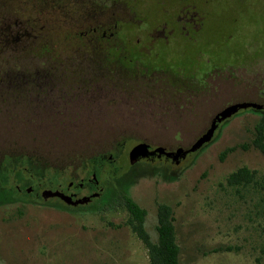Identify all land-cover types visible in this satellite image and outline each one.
I'll return each instance as SVG.
<instances>
[{"label":"rangeland","instance_id":"rangeland-1","mask_svg":"<svg viewBox=\"0 0 264 264\" xmlns=\"http://www.w3.org/2000/svg\"><path fill=\"white\" fill-rule=\"evenodd\" d=\"M211 10L222 22L234 14L225 3L212 4ZM215 21L205 19L197 49L201 60L225 66L226 53L242 55L247 43L253 44L255 53L258 46V59L252 51L248 54L244 78H240L242 68L234 74L238 82L233 92L228 94L230 87L217 79L211 83L215 92L208 94L209 89L190 108L174 115H111L101 108L107 107L106 100L80 92L83 88L74 93L71 113H61L53 106L52 96L35 94L32 82L13 81L35 75V53L20 47L0 48V264H150L145 245L126 224L122 195L146 211L144 229L152 241L157 238V205L172 207L180 264H264V187H233L225 182L230 172L245 166L263 184L264 156L252 140L264 110L244 109L223 123L214 121L211 140L200 146L195 143L213 116L229 104L253 101L264 105V35L245 37L248 29L239 20L241 33L230 24L231 45L225 46L218 41L220 31H211ZM185 58L193 56L189 53ZM17 63L22 66L15 67ZM198 65L213 74L224 70L207 62ZM258 70L262 74L257 78ZM109 123H124L127 128L110 129ZM132 123L150 126L132 129ZM134 139L170 150H190L179 166L141 161L124 171L123 178L104 176L100 196L92 202L95 207L77 212L15 202V194L8 191L13 179L2 177L7 164L21 169L17 161L4 164L6 158L27 155L54 165L77 166L79 159L71 158L109 151L120 140L125 147ZM233 146L220 160V153Z\"/></svg>","mask_w":264,"mask_h":264},{"label":"flooded vegetation","instance_id":"flooded-vegetation-1","mask_svg":"<svg viewBox=\"0 0 264 264\" xmlns=\"http://www.w3.org/2000/svg\"><path fill=\"white\" fill-rule=\"evenodd\" d=\"M216 3H225L234 10L230 20L222 22L215 17L211 7ZM207 17L216 19L211 31H220L222 38L218 41L225 46L231 45L230 24L241 31L239 20L248 29L245 37L264 35V0H0V48L20 47L35 53V75L13 81L32 82L35 94L40 98L52 96L53 106L61 113H71L74 93L83 88L80 92L106 100L107 107L101 108L111 115H174L190 108L209 89L208 94L215 92L211 83L217 79L230 87L229 94L238 80L234 77L236 70L243 69V79L244 63L255 53L253 44L247 43L242 55L226 53L229 61L225 66L201 60L197 49ZM256 51L259 52L258 46ZM189 53L193 59L187 60ZM202 62L224 70L213 74L198 65ZM261 74L258 70L257 78ZM241 110L244 109L237 113ZM107 126L114 130L127 128L124 123ZM147 126L150 124L132 123V129ZM120 141L109 151L71 158L79 159L77 166L54 165L50 160L27 155L6 158L4 164H21V169L8 173L13 179L12 183L7 181L8 191L15 194V202L64 212L83 211L95 207L92 202L100 196L104 176L123 178L124 171L141 161L179 166L184 160H180L178 147L170 150L141 139L134 142L147 144L151 149L130 156L132 144L124 147ZM8 166H4L5 170Z\"/></svg>","mask_w":264,"mask_h":264},{"label":"trees","instance_id":"trees-1","mask_svg":"<svg viewBox=\"0 0 264 264\" xmlns=\"http://www.w3.org/2000/svg\"><path fill=\"white\" fill-rule=\"evenodd\" d=\"M252 146L258 149L264 156V119H261L254 127V137L252 140ZM235 147L226 148L220 153L219 159L223 160L224 156L233 151ZM8 170V172H7ZM2 170V177L11 178L8 173H13L15 168L8 167ZM20 172V171H17ZM5 174V175H4ZM225 182L229 186L247 187L249 185L261 186L256 179V172L250 170L245 166H241L236 170L230 172ZM122 197V205L128 213L126 224L137 235V237L143 242L147 249L148 259L150 264H180L179 263V246L175 238L174 217L172 207L165 203H159L157 205V225L156 232L157 238L152 241L144 229V217L146 211L138 206L131 198L125 196Z\"/></svg>","mask_w":264,"mask_h":264},{"label":"water","instance_id":"water-1","mask_svg":"<svg viewBox=\"0 0 264 264\" xmlns=\"http://www.w3.org/2000/svg\"><path fill=\"white\" fill-rule=\"evenodd\" d=\"M246 108H253L256 110H260V109H264L263 105L261 104H257L255 102H240V103H235V104H231L226 106L224 109H222L219 113L216 114L211 126L205 131L203 132L198 139L195 141L197 146H200L203 143H207L211 140L212 135H213V123L214 121L217 122H221L222 120H225L229 117H231L233 114H235L238 110L240 109H246ZM148 147H150L149 145L147 146V144L141 143V142H134L131 146H130V156H135L138 155L140 153H144L147 152L149 149ZM193 147V146H192ZM146 148L148 150H146ZM156 150H161L160 148H157ZM190 149H188L187 151L183 152L181 149L177 150V153H180V158L182 160V158L185 157V155L189 152ZM182 153V154H181ZM133 161H136L137 159H131Z\"/></svg>","mask_w":264,"mask_h":264}]
</instances>
